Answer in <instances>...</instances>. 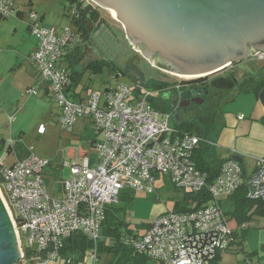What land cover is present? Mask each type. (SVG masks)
<instances>
[{"label": "built area", "instance_id": "built-area-1", "mask_svg": "<svg viewBox=\"0 0 264 264\" xmlns=\"http://www.w3.org/2000/svg\"><path fill=\"white\" fill-rule=\"evenodd\" d=\"M84 1L97 9L90 0ZM14 3L0 0L1 18L18 15ZM27 20L28 31L37 42L28 61L46 83V95L54 98L58 107L56 124L72 132L77 120H88L99 136L93 144L94 154L66 164L69 176L60 181V189L53 195L47 193L45 184V172L51 163L26 148L24 157L7 166L4 157L8 153L16 155L20 144L5 140L0 157L1 194L19 245L18 264H49L60 258L70 263L64 247L77 234L90 244L84 251L90 264H99L102 226L107 211L119 204L121 191L153 195L157 183L162 186L165 181L179 192L197 194L207 188L211 198L185 212L159 215L143 232L122 238L124 245L158 264H209L224 252H235L243 264H264L239 254L238 235L249 224L229 227L221 206L243 182L249 198L264 202V159L255 161V171L245 179L242 167L226 160L207 187L205 174L192 160L201 139L171 126L173 113L161 112L150 103L156 94L116 79L101 91H73L65 62L81 46L80 35L71 25L59 30L43 27L32 11ZM250 60L264 63V53L256 52ZM182 85L177 83L176 89ZM38 88H28L27 94L36 95ZM44 132L45 126L40 124L36 133L41 136Z\"/></svg>", "mask_w": 264, "mask_h": 264}, {"label": "rangeland", "instance_id": "rangeland-1", "mask_svg": "<svg viewBox=\"0 0 264 264\" xmlns=\"http://www.w3.org/2000/svg\"><path fill=\"white\" fill-rule=\"evenodd\" d=\"M28 1L32 2L31 6L28 5ZM14 6L16 10L23 11V18L13 16L0 19V137L5 140L16 141L24 149L31 148L35 155L51 163L45 172V184L47 193L53 195L58 193L60 181L69 176V169L66 164H70L83 156L94 154L95 150L91 143L98 140L99 135L96 136L93 126L88 120L82 119L76 121L72 132L61 130L56 124L58 107L54 98L43 94L46 83L41 82L39 75L35 72L36 68L28 61V57L34 53L32 51L35 43H37L27 28L29 12L32 11L38 15L41 26L55 27L59 30L68 24L67 0H15ZM97 10L104 24L91 28L88 39L82 42L76 54L74 72L85 71L81 85L77 87L78 90L82 93L91 90L101 91L116 79L130 86H135L138 90L149 91L154 96L158 90V85L171 82L177 84L183 79V76L151 63L141 53L142 50L133 47L126 39L121 24L111 17L108 9L97 7ZM100 60L109 62L110 68L117 71L118 76L114 77L109 67H102L98 73L85 70L90 63ZM246 60L250 62L243 65L244 69L247 67L250 70H256L258 66L264 65V63L252 62L250 58ZM239 63L232 64V66L234 65L232 70L229 69L230 66L224 70L225 72L215 73L206 78L208 81H212L218 77L224 79L222 76L232 75L235 81L239 82L237 78V64ZM218 85L222 86L221 84ZM37 86L39 88L36 95L27 94L28 88H37ZM82 86L86 89L82 90ZM222 94L224 95V92ZM246 96L239 94L236 87L231 90L229 98L228 96L224 97L216 103L219 106L213 112L219 113L218 120H222L223 114H226L229 119L235 118L236 115H240V120L242 118H245V121L252 119L242 110L241 104L244 100L242 98ZM231 99L232 101H230ZM174 122V119H171L170 125L174 126ZM198 122L195 120L194 123ZM40 124L45 126V132L38 136L36 130ZM221 128V133H223L225 127ZM220 135L215 136L216 145H220ZM239 143H241L240 145L243 144L245 148L241 152L244 156L245 165H249L251 162L255 164L257 159H264L262 157L264 155V122L253 121L251 133L242 137ZM252 144L254 145L252 146ZM255 151L259 152L260 155L254 154ZM6 158L7 156L4 157V159ZM226 160L233 159L227 158ZM0 192H2L1 179ZM132 194L133 200L130 204L125 201L121 202L124 208L122 219L128 223L130 229L137 231V225L152 221L166 210L172 211L173 199L178 195V192L168 181H165L162 186L157 183L153 195ZM114 207L116 206L110 209ZM262 220H264L263 217L254 218V224L247 231L243 242L244 251L264 253L261 249L264 245V228L256 226L259 223L262 225L261 223L264 222ZM228 226L235 228L236 223L229 220ZM66 252L72 260L70 263L60 258L57 261H51L49 264H90L88 253L82 251V258L78 252ZM102 254L99 253L101 256L99 264H107L111 256Z\"/></svg>", "mask_w": 264, "mask_h": 264}, {"label": "water", "instance_id": "water-1", "mask_svg": "<svg viewBox=\"0 0 264 264\" xmlns=\"http://www.w3.org/2000/svg\"><path fill=\"white\" fill-rule=\"evenodd\" d=\"M90 1L115 16L126 39L151 63L160 66V62L185 78H205L256 52L264 53V0ZM184 97L178 93L174 100ZM258 100L264 113V88ZM173 119L182 122L178 112ZM232 159L242 165L240 157ZM20 260L16 233L0 197V264Z\"/></svg>", "mask_w": 264, "mask_h": 264}, {"label": "trees", "instance_id": "trees-1", "mask_svg": "<svg viewBox=\"0 0 264 264\" xmlns=\"http://www.w3.org/2000/svg\"><path fill=\"white\" fill-rule=\"evenodd\" d=\"M28 5L31 6L32 2L28 1ZM67 6V25H71L73 27V29L80 35L82 42L88 39L91 28L99 27L104 24L98 10L93 8L91 5L86 4L84 0H67ZM17 11V17L20 18L22 16V12L20 10ZM78 48L73 52V54L66 57V63H69L67 68L70 69L71 72V87L73 91L76 90L78 86H80L82 76L85 72H74L73 70L75 69L74 64L76 63V54ZM110 65L111 64L107 61H94L90 63L85 68V70L91 73H98L102 67H109L111 74L114 77H117V71L113 70V68H110ZM204 80H206V78H204ZM234 83L236 84L235 87L237 88L239 94H254L258 96L259 92L264 88V73H259L257 76L251 75L239 83L236 82L234 76L231 75L227 78L217 79L211 82L210 86L213 90L218 88L223 89V96L225 98L228 96L229 98V92L232 90L231 88L234 87ZM218 84H221L222 86H219ZM158 87H162L163 89L165 86L161 84L158 85ZM85 89L86 87L83 86L82 90ZM150 103L153 107H155V109L161 112H169L171 110L170 107L160 98L151 99ZM209 118H206L205 120L199 119L198 123H194L195 120H186L175 125V128L179 132L194 134L201 139V142L192 155V160L195 163L197 170L205 174L207 187L215 181L219 174L221 165L226 161L225 159L219 158L215 153L214 139L216 134H218V129L213 128V124H210L212 119L210 121ZM93 144L94 141L91 143L92 147ZM4 150L5 139L0 137V157L3 155ZM23 156L24 152L18 154L19 159ZM176 192H178V195L173 199V212H184L193 207H200L207 203L211 198L207 188L197 194L179 192L177 190ZM248 194L249 189L246 183L243 182V184L229 198L221 202V206L225 215L230 220H233L237 226L247 223L249 224L256 217L264 218V202L257 199H251L248 197ZM132 200V192L127 190L121 191L119 195V204L113 209L107 211L106 219L102 226L101 241L98 248L99 253H105L104 255L111 256V259L107 264H158L156 262L154 263L143 255L137 254L130 247L124 245L121 242L122 238L127 235H136L138 231L142 230L143 227H146L148 224L146 223L137 225L138 230L133 231L129 228L128 223L122 219L124 208L122 207L121 202L125 201L127 204H130ZM246 233L247 230L242 231L238 235L239 239L237 238V245L239 246V254L245 258H250L253 260V257L257 254H247L243 252L241 248L242 242H244L246 238ZM89 247L90 244L85 239V237L77 234L66 241L64 250L65 253L66 251H71L78 252L80 255H82V251H85ZM230 253L236 254L235 252ZM219 259L220 254H218L209 264H217Z\"/></svg>", "mask_w": 264, "mask_h": 264}, {"label": "crops", "instance_id": "crops-1", "mask_svg": "<svg viewBox=\"0 0 264 264\" xmlns=\"http://www.w3.org/2000/svg\"><path fill=\"white\" fill-rule=\"evenodd\" d=\"M21 12H22V16L20 18H23L24 17L23 16L24 13H23V11H21ZM94 28H96V27H94ZM35 49H36V43H35V46H34V49H33L32 52H34ZM246 62L248 63L250 61L245 60V61L237 64V69H238L237 70L238 71L237 72V78H238L239 82H241L242 80L248 78L251 75L257 76V74H259V73H264V65L262 67L258 66L256 68V70H254V69L250 70L247 67H245L246 69H244L243 65L247 64ZM65 65L68 67L69 63H66ZM73 70L75 71V69H73ZM35 72L38 75L37 70H35ZM80 85H81V83H80ZM234 88H235V86L232 87V90ZM44 90L45 91H43V94L45 96H47L46 95V89L44 88ZM244 95H247V96L242 98V99H244L242 101V104H241L242 107H243L242 110L245 112L246 115L248 114V116H250L252 119H250L249 121H245V118H242V120H240L239 119L240 115H236L235 118L231 117L232 119H229V118L226 117V114L225 115L223 114L222 120L221 119L218 120V114L219 113H215V115L212 116V122L210 124H213V128L218 129V134L219 135H220V133L222 131L221 127H223V126L225 127L224 132L221 133L222 136L220 135L221 136L220 145H218V144L216 145V142H214L216 155H218L219 158H222V159H225V160L227 158H232V157H235V156L240 157L242 159V165H240V166L245 171V178H248L255 171V164H254V162H251V164L245 165V163L243 161L244 156L241 154V152L244 151L245 148H244L243 144L240 145L241 143H239V141H240V139L242 137L248 136L251 133V130L253 128V121L259 120L262 123L264 122V113H263V108H262V106H261V104H260V102L258 100V96L254 95V94H244ZM235 100H237V98ZM230 101H232V100H230ZM186 120L187 119H183L182 122L186 121ZM176 124L177 123L174 122V126L173 127H175ZM217 135H216V137H217ZM253 145L254 144H252V146ZM15 150H16L15 151L16 155L8 153L7 158L4 161L5 165H7V166L11 165L16 159H19L18 154L19 153L21 154V152H24V156L26 155V151H25V149L23 147L17 146ZM235 150H237V151H235ZM256 153H258V155H260L259 152L255 151L254 154H256ZM262 157L264 158V155H262ZM250 159L253 161L252 158H250ZM165 212H168V211L166 210V211H164L162 213H165ZM262 221H264V220H262ZM149 222H147V223H149ZM253 224H254V220L251 223H249V227L247 229H245V230L249 231L250 228H252ZM259 224H256V226H261V227L264 228V222L261 223L262 225H259ZM236 226H237V224H236ZM144 230H145V227H143V229L138 231L137 233H141ZM241 248H242V251L247 253V254H250V253H256L257 254L256 256L253 257L254 258L253 261H258V260L264 261V253H259L257 251L248 253V252L244 251L243 242H242ZM261 249L264 252V245L262 246ZM217 264H243V263L240 262L239 257L237 256V254H233V253H230V252H227V253L224 252V253L220 254V259H219Z\"/></svg>", "mask_w": 264, "mask_h": 264}, {"label": "flooded vegetation", "instance_id": "flooded-vegetation-1", "mask_svg": "<svg viewBox=\"0 0 264 264\" xmlns=\"http://www.w3.org/2000/svg\"><path fill=\"white\" fill-rule=\"evenodd\" d=\"M253 51H251V54ZM160 66L163 68H167L164 65H162L159 62ZM236 64V63H234ZM231 66V67H230ZM234 66V65H233ZM232 65H229V69L232 70ZM227 67V68H228ZM225 68L224 70H226ZM224 70L220 71V73L225 72ZM219 73V72H218ZM222 75V74H221ZM229 76V75H228ZM228 76H222L224 78H227ZM206 78V77H205ZM221 79V77L216 78ZM215 80H209L206 78H199L193 81H185L180 80L177 83L183 82L184 87H181L180 90L176 89V84L174 82L163 84L165 87L162 89V87H157L158 90H156L154 96V99L160 98L162 100V97L167 98V101L165 102L169 107L170 111L174 114L175 112H178L181 116V118L187 120H205L206 118H209L210 121L212 119V116L215 115V112H213L218 106L217 102H220L221 98H223V89H211V82ZM220 81V80H219ZM205 85V86H204ZM199 87V89H198ZM213 90V91H212ZM178 93H184V99H178L174 100V97ZM219 112V111H218ZM173 116V115H172ZM182 119V120H183Z\"/></svg>", "mask_w": 264, "mask_h": 264}, {"label": "bare ground", "instance_id": "bare-ground-1", "mask_svg": "<svg viewBox=\"0 0 264 264\" xmlns=\"http://www.w3.org/2000/svg\"><path fill=\"white\" fill-rule=\"evenodd\" d=\"M110 15H111V17L113 18V19H115V16L113 15V14H111V13H109ZM176 76V75H175ZM182 78V77H181ZM183 78H185V77H183ZM188 78V77H187ZM0 197H1V199H2V201H3V198H2V194H1V192H0ZM3 203H4V201H3ZM4 205H5V203H4ZM5 207H6V205H5ZM7 209V208H6Z\"/></svg>", "mask_w": 264, "mask_h": 264}]
</instances>
